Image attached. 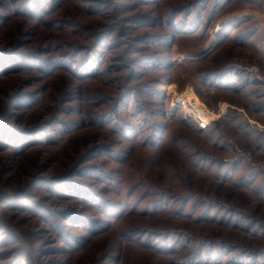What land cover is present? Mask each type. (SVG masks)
Listing matches in <instances>:
<instances>
[{
  "label": "rangeland",
  "instance_id": "1",
  "mask_svg": "<svg viewBox=\"0 0 264 264\" xmlns=\"http://www.w3.org/2000/svg\"><path fill=\"white\" fill-rule=\"evenodd\" d=\"M24 1L0 0V53L32 64L0 72V264H264V0H39L35 16ZM213 7L207 27L158 43ZM107 31L97 74L75 78L71 67ZM148 55L170 67L136 70ZM146 82L156 96L138 91L116 113L122 89ZM187 88L223 108L203 132L165 101ZM140 117L166 125L156 145L143 144ZM71 182L92 201L67 197ZM70 212L100 222L98 235ZM169 231L171 251L146 246L148 232Z\"/></svg>",
  "mask_w": 264,
  "mask_h": 264
},
{
  "label": "trees",
  "instance_id": "2",
  "mask_svg": "<svg viewBox=\"0 0 264 264\" xmlns=\"http://www.w3.org/2000/svg\"><path fill=\"white\" fill-rule=\"evenodd\" d=\"M38 1L39 0H25L21 5V9H24L25 11H28V13H31L32 16H35L38 14V8H37ZM52 1H53L54 8L60 6V2H59L60 0H52ZM154 1H156V0H137L138 4H140V3L146 4V3H151ZM209 1L210 0H194L192 6L200 7L201 9H203V8H206ZM224 1L227 2L228 0H221V1L216 0L215 5L219 2H220V5H223L222 3ZM213 3H214V1H213ZM97 9H98V6H94V8L91 9V13H94V14L98 13L99 11ZM214 10H215L214 7L209 8V10L207 11L208 13H207V15H205V17H201L200 14L195 15V21H196L197 25H194V26H190V25L188 27L185 25L180 26V24L175 25V24H172V22H170V26L172 24L171 27L174 29L173 30L174 32L172 34H170V36L168 38L169 40H167V41L163 40V42L159 41L158 43L167 48V45L168 46L172 45L171 43L174 41L175 36L178 35L179 33L193 32L194 27H200V26H202L203 28L207 27L209 25V23L214 18L213 17L214 13H215ZM187 11L189 12L188 13V17H189L191 15L192 10L188 9ZM141 20L143 23H139L140 25H146L147 26V25L153 24V22L150 21V18H148V17L147 18H141ZM187 20H188V18L186 17L185 21H187ZM110 35H111V31H107V32H103V33L96 36V38L92 44L91 51H89V53H86L81 64L79 66L77 65L76 67L74 66L73 68L71 67L70 72H72V74L74 75L75 78L79 79L80 81H85L89 77L95 76L97 74L96 69L98 70V67L101 63L99 59L104 54L103 50H105L107 48L106 42L109 40ZM143 40H144L145 44L150 43V42H152V43L157 42V40L154 37L149 36V35L145 36L143 38ZM128 53H132V52H128ZM15 54H16V56H15ZM15 54H12V55L8 54L7 55V54L2 53V52L0 53V72L5 73L8 70L11 71L12 68L17 66L18 62H20V64H19L20 66L21 65H24V66L25 65H32L30 60L27 59L29 56H27L26 54H23V55H21L20 53H15ZM71 59L72 58L70 57L69 58L70 62H71ZM72 60L74 61L73 65H76V63H75L76 59L74 58ZM139 61L140 62H136L135 66L137 68L136 70H140V71L141 70L142 71H144V70H147V71L148 70H157V69H164V68L170 67L169 66L170 63L168 62V60L166 58L160 59V58H155V57H151L148 55L147 57H141ZM60 64L61 63H59V64L55 63V65L52 64L50 66L47 65V67L48 66L49 67H48L47 71H45V73L47 75H51L55 71L56 68L61 66ZM224 75H226V74H223V72H221L219 74L214 75L215 77H212V79H215V80H216V78L217 79H222V78L226 79V76H228V75H226V76H224ZM152 87H153L152 82H149V83L146 82V83H142L141 88L137 87L134 84L133 85L131 84L130 87H126L125 89H122V92H120L121 93L120 96H118V98L115 100L114 105H113L114 108H116L115 112L117 113L118 110L120 109V107H123V106L125 107L126 105H129V103L134 99V96H136L138 91H148L149 93L146 92L145 94H148V96L149 95L156 96L155 95L156 93L151 91ZM158 100H159V98H158ZM158 100H157V102H154V103L151 102V105L153 103V105L156 106V109L153 111V114L155 113L158 116H160V115L163 116L165 114H163V115L160 114L159 113L160 109L165 110L168 108L166 105L162 104ZM143 104H145V103H143ZM165 111H163V112H165ZM175 111L180 112L181 110L176 109ZM136 113L137 114H143V113L146 114L145 111H143V109L140 108L139 106H137ZM150 113H152V112H150ZM138 121H140V122L143 121V124L140 127H142V130L147 131L146 136L144 137L145 139L143 141V144H147L149 146L156 145V142H158V140L160 139V136L165 132L166 125H162L160 123L153 122L151 120L147 121V119H145L144 117L137 118V122ZM184 121L190 122L187 119L183 118L181 120V122H184ZM2 124L5 125V122L0 120V126H2ZM143 126H145V127H143ZM193 126H194L196 132H203L198 127H196L194 122H193ZM0 131H1V133H3V127H0ZM129 131H131V134H134V132L131 128H129ZM138 134H139V131L137 133H135L134 135L136 136ZM4 136H7V133L4 134ZM7 139L10 140L9 143L12 142V145L13 144L18 145L17 141H19V139L11 137V136H9V134H8ZM22 141L20 143L23 144V146H26V143L30 142V141H27L26 139H24V137H22ZM16 147H15V149H16ZM234 162H235V164H237L239 162V160L234 161ZM84 171L86 172L87 169H84ZM68 187H69V188H67L68 194L66 196L70 197V199H72V200L80 199V200H82V202L92 201V197H90L91 191L84 193L85 189L83 187H79V185L76 184L75 182L74 183L71 182V184ZM110 210L111 209L109 208L108 215L113 214ZM74 213L75 212L68 213L70 215H66L67 219H70V221H72L73 223H75V222L79 223L80 222L82 225H85V226L88 225L90 228V229L89 228L88 229L91 230V232L93 231V229L95 230V233L99 231V230H97V228L101 226L99 224L100 222L95 223V220H93V219H89V218H86L83 216H79L80 214H78V213L74 214ZM133 231H136V229H133ZM131 233H133L132 230H130V234ZM147 234H148V236L145 238V242H146V246L148 248H152L154 245H151V242L155 241V244L157 243L159 245L158 249H160V252H169V250L171 251L173 249L174 245H173V243L172 244L170 243V240H171L170 236H173L172 232H170V231L166 232V233H164V232H161V233H159V232H156V233L155 232H148ZM95 235H98V233H96ZM67 236L70 239L69 240L65 239V238L64 239L66 241H68L70 248H74L75 246H77V244H80L79 240L74 239L73 236H71L70 234H67ZM169 246H171V247L169 250H167L166 248H168Z\"/></svg>",
  "mask_w": 264,
  "mask_h": 264
},
{
  "label": "built area",
  "instance_id": "3",
  "mask_svg": "<svg viewBox=\"0 0 264 264\" xmlns=\"http://www.w3.org/2000/svg\"><path fill=\"white\" fill-rule=\"evenodd\" d=\"M165 101L171 109H180L185 112V115L195 123L196 127L205 131L212 126L215 119L221 116L222 107L218 112L210 111L202 102L195 96L191 88H187L180 94L169 92L166 95ZM248 158V155H245Z\"/></svg>",
  "mask_w": 264,
  "mask_h": 264
}]
</instances>
